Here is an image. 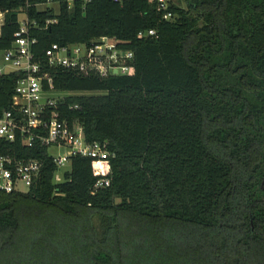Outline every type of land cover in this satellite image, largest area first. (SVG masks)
Masks as SVG:
<instances>
[{"label": "trees", "instance_id": "16d2710c", "mask_svg": "<svg viewBox=\"0 0 264 264\" xmlns=\"http://www.w3.org/2000/svg\"><path fill=\"white\" fill-rule=\"evenodd\" d=\"M52 3L0 0L1 52L26 9L39 56L115 37L134 73L48 69L54 96L104 92L56 102L105 144L111 183L93 191L89 160L75 157L55 184L46 147L0 139V156L41 164L27 192L0 191V264H264V0H174L170 22L147 0ZM15 81L0 76V116Z\"/></svg>", "mask_w": 264, "mask_h": 264}, {"label": "built area", "instance_id": "2783aa9c", "mask_svg": "<svg viewBox=\"0 0 264 264\" xmlns=\"http://www.w3.org/2000/svg\"><path fill=\"white\" fill-rule=\"evenodd\" d=\"M26 8L30 1L25 0ZM64 1L72 7L74 0ZM86 1V0H85ZM88 1V0H87ZM120 1V0H114ZM155 6L161 20L170 22L175 18L171 10L174 0H147ZM25 10L19 21L18 30L7 50H0V76L16 74L14 90L8 109L0 116V139L12 144L18 141L31 148L42 146L56 168L69 166L72 158L89 160L95 178L93 191L108 188L111 183L110 155L105 144L87 143L83 128L78 123L69 124L60 118L57 100L54 96L52 77L48 69L60 68L79 73H95L100 77L130 76L134 73L133 52L120 47L115 37L102 36L80 44H52L39 56L33 51L36 39L30 35L35 25L26 16ZM54 20H47L45 26ZM4 14H0V34ZM139 38L155 36L154 30L140 31ZM64 149V154L51 155ZM41 164L37 159L17 153L0 156V191L5 194L25 193L40 173ZM67 172V171H66Z\"/></svg>", "mask_w": 264, "mask_h": 264}, {"label": "rangeland", "instance_id": "374dc122", "mask_svg": "<svg viewBox=\"0 0 264 264\" xmlns=\"http://www.w3.org/2000/svg\"><path fill=\"white\" fill-rule=\"evenodd\" d=\"M45 8H52L54 9V11H57V5L55 3H49L45 6L42 7V9ZM93 40V39H92ZM104 92L102 91H87V92H63V93H56L55 97H59V98H63L66 96H76V95H83V96H97V95H103ZM65 150L64 149H60L59 152L57 153L55 150H50V154L51 155H56V154H64ZM66 171H69V166L66 165L64 167L58 168L57 171L54 174L53 177V183L58 184L64 181V173ZM166 241V240H164ZM153 243H155L154 241H146L145 245L148 247H153Z\"/></svg>", "mask_w": 264, "mask_h": 264}, {"label": "water", "instance_id": "95a60500", "mask_svg": "<svg viewBox=\"0 0 264 264\" xmlns=\"http://www.w3.org/2000/svg\"><path fill=\"white\" fill-rule=\"evenodd\" d=\"M260 185H261V188H262V189H264V178L262 179V181H261V184H260Z\"/></svg>", "mask_w": 264, "mask_h": 264}]
</instances>
